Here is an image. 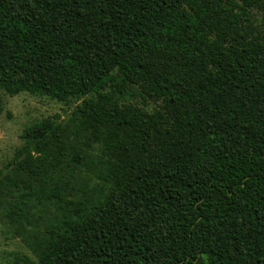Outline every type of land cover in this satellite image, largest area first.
<instances>
[{"label": "trees", "instance_id": "1", "mask_svg": "<svg viewBox=\"0 0 264 264\" xmlns=\"http://www.w3.org/2000/svg\"><path fill=\"white\" fill-rule=\"evenodd\" d=\"M21 92L79 105L15 169L45 190L99 145L105 193L8 264H264V0H0V94Z\"/></svg>", "mask_w": 264, "mask_h": 264}, {"label": "rangeland", "instance_id": "2", "mask_svg": "<svg viewBox=\"0 0 264 264\" xmlns=\"http://www.w3.org/2000/svg\"><path fill=\"white\" fill-rule=\"evenodd\" d=\"M0 99V264H8L17 255L36 261L49 240L48 232L60 229L64 216L76 219L75 210L85 213L102 199L101 149L99 145L87 149L70 142L66 158L51 171L53 182L40 190L37 177L15 169L13 159L24 143L22 134L47 118L66 122L79 102H61L28 92L15 96L1 93ZM123 99L141 105L135 87H129ZM158 106L149 103L145 109ZM76 152L83 154L82 159L74 160ZM56 188L64 197L60 203L48 196Z\"/></svg>", "mask_w": 264, "mask_h": 264}]
</instances>
